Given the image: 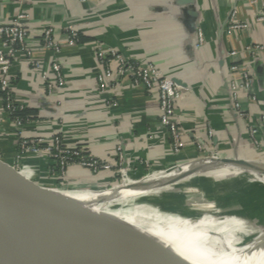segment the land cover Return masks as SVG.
<instances>
[{
    "label": "crops",
    "instance_id": "1",
    "mask_svg": "<svg viewBox=\"0 0 264 264\" xmlns=\"http://www.w3.org/2000/svg\"><path fill=\"white\" fill-rule=\"evenodd\" d=\"M234 8L250 28L227 35ZM22 12L30 16L28 25L32 30L52 26L63 37V28L74 26L84 39L77 46L62 40L64 49L59 61L66 87L53 96L46 94V82L33 71L28 57L20 55L12 70L19 101L38 112V118L23 128L26 137L59 135L65 145L83 146L94 158L112 165V170L98 174L73 168V188H113L124 180L140 182L204 159L238 158L264 164L263 60L252 62L244 56L240 62L242 68L248 64L253 74L252 90L241 93L242 109L248 117L240 119L229 103L231 80L240 74L231 71L234 62L226 58V53L242 51L254 42L264 44V24L254 23L255 11L247 2L193 0V4L185 5L178 0H0V24L12 22ZM200 29L205 37L202 46ZM34 44V61L54 80L52 53L43 50L38 42ZM100 44L141 63H154L166 76L184 84L186 89L176 108L184 132L180 152L173 150L160 123L157 91L136 88L130 80L112 90H100L96 61ZM113 102L118 105L113 106ZM250 128L257 129L254 138ZM0 145L3 161L13 165L19 146L15 127L9 121L0 131ZM121 155L128 168L119 175ZM23 164L24 170L37 173L39 181L48 180L52 166L48 159L29 154ZM233 167V174L225 177L220 174L224 170L212 169L197 174L192 183L178 185H198L205 197L213 199L212 205L216 201L247 202L254 193L263 191L264 181L256 172ZM158 195L166 198H160L164 202L188 199L181 194L152 192L141 195L145 200L142 205L149 206Z\"/></svg>",
    "mask_w": 264,
    "mask_h": 264
},
{
    "label": "built area",
    "instance_id": "2",
    "mask_svg": "<svg viewBox=\"0 0 264 264\" xmlns=\"http://www.w3.org/2000/svg\"><path fill=\"white\" fill-rule=\"evenodd\" d=\"M85 1V0H83ZM247 2L254 9V23L264 24V0H242ZM30 16L27 13H19L12 22L0 24V131L9 121L15 127L18 136L19 150L12 165L18 172L24 171L23 161L29 154L43 157L55 164L51 166L50 172L53 177L66 178L73 168H81L91 173L112 170V165L104 163L94 158L85 149L80 147H69L62 141V137H26L24 126L33 121L16 116L17 112L25 110L27 107L22 104L17 96L12 70L15 61L20 55H24L31 60L33 71L39 74L46 82V94L53 96L59 89L66 87V79L63 74V66L59 61L63 53L64 41L71 46L81 43V31L68 26L63 28V37L57 35V28L46 27L40 30H32L28 23ZM250 23L239 19L237 9L234 8L230 14L227 35L248 30ZM38 42L43 50L49 51L53 55L51 71L55 79L51 80L46 72H43L39 63L34 61V43ZM205 43L204 33L199 31V45ZM248 56L252 62L264 61V44L254 42L246 45L242 51L231 50L226 53V58L234 62L230 67L231 71L238 72L239 78L232 79L229 86V103L232 111L240 119H245L248 114L243 111L241 105V93L250 92L253 87V74L248 64L242 68L240 62ZM96 61L99 68L98 84L101 91L106 92L117 85H121L124 80H130L136 88H142L147 92L157 91L160 106V123L172 143L173 150L178 153L183 147L184 132L181 127L180 118L176 108L183 98L185 87L177 83L173 78L166 76L154 63H141L120 51L106 47L102 44L96 48ZM117 106V102H113ZM250 135L254 138L257 129L250 128ZM0 160H3V152L0 145ZM124 157L120 156V167L117 174H123L128 167ZM57 169V171H56ZM116 170V169H115ZM151 172V168L147 166ZM132 182L124 180L121 185ZM58 191H81L94 190L84 188H71L70 186L53 187Z\"/></svg>",
    "mask_w": 264,
    "mask_h": 264
},
{
    "label": "bare ground",
    "instance_id": "3",
    "mask_svg": "<svg viewBox=\"0 0 264 264\" xmlns=\"http://www.w3.org/2000/svg\"><path fill=\"white\" fill-rule=\"evenodd\" d=\"M212 169L224 170L220 174L225 177L233 174L234 167L204 159L111 190L44 191V195L78 214H81L82 207L96 214L101 210L110 212L108 217L81 215L159 264L197 261L207 264H264V248L257 251L253 245L249 251L237 248L254 235L264 234V209H261L264 203L227 211L222 205L205 203L204 192L196 184L178 185L181 182L192 183L197 174ZM254 172L264 181V164L255 163ZM152 192L185 195L188 205L176 215L161 213L162 210L152 206L128 205L139 196ZM116 205L120 208L113 209Z\"/></svg>",
    "mask_w": 264,
    "mask_h": 264
},
{
    "label": "water",
    "instance_id": "4",
    "mask_svg": "<svg viewBox=\"0 0 264 264\" xmlns=\"http://www.w3.org/2000/svg\"><path fill=\"white\" fill-rule=\"evenodd\" d=\"M178 1L193 4V0ZM213 161L251 171L258 163L238 158ZM44 191L64 192L30 181L0 160V264H159L84 217L107 214L82 207V216L46 197ZM252 245L255 251L264 248V234L254 235L237 248L249 251Z\"/></svg>",
    "mask_w": 264,
    "mask_h": 264
},
{
    "label": "rangeland",
    "instance_id": "5",
    "mask_svg": "<svg viewBox=\"0 0 264 264\" xmlns=\"http://www.w3.org/2000/svg\"><path fill=\"white\" fill-rule=\"evenodd\" d=\"M50 161V160H49ZM50 163H51V165H53V162H51L50 161ZM172 170V169H171ZM170 171V170H169ZM168 172V171H167ZM36 173V172H35ZM50 173V176L49 177H51V178H59V177H53L52 176V173L51 172H49ZM89 173H91V172H89ZM161 173H164V172H161ZM21 174H23V173H21ZM92 174H95V173H92ZM98 174V173H97ZM255 179V178H254ZM253 179V180H254ZM64 181L67 183V185L68 186H71V185H69V184H73L74 185V183H69V182H71V178H70V175H68V176H66V178H64ZM136 182V179L134 180V183ZM66 185V186H67ZM121 185H119V186H115V187H113V188H116V187H120ZM198 186V185H197ZM71 188H73V186H71ZM110 188H101V189H96L97 191H106V190H109ZM201 189V188H200ZM202 191H203V189H202ZM255 195H252V198H250V199H247V202H243V201H236V202H234L235 204H233V201H231V202H218V201H216L215 202V204H213V205H222V206H224V208L228 211H236V210H239V209H244V208H247V207H249V206H254V205H260V204H263L264 203V189H263V191H261V192H259V191H257L256 193H254ZM260 195H263L262 196V198L260 197ZM253 196H255V197H253ZM143 198L144 197H138V198H136V199H134V200H132L130 203H128V205L129 206H134V205H142V201H145V200H143ZM157 200H154V201H152L151 200V204H153V206H152V208H154V209H156V210H162V211H160L161 213H166V214H173V215H176V214H179L180 213V211H179V213H175V212H173L174 210L175 211H177V210H181V211H183L184 209H185V207H187L186 205H188V199H183L182 201H179V202H175V203H172V202H164V201H161V199L160 198H164V197H161V196H159L158 195V197H155ZM164 199H166V198H164ZM203 200H204V202L205 203H212L213 202V199H210V198H208V197H205V196H203ZM148 201V200H147ZM157 201V202H156ZM150 204V205H151ZM161 206H160V205ZM233 204V205H232ZM127 205V206H128ZM148 206V207H151V206ZM124 206V205H123ZM163 206V207H162ZM168 206V207H167ZM115 207V208H114ZM113 207V209H116V208H120V206L119 205H116V206H114ZM109 213L110 212H108V211H106V210H101L100 211V214H107V215H109ZM182 264H207V263H205V262H203V261H197V262H189V263H182Z\"/></svg>",
    "mask_w": 264,
    "mask_h": 264
},
{
    "label": "trees",
    "instance_id": "6",
    "mask_svg": "<svg viewBox=\"0 0 264 264\" xmlns=\"http://www.w3.org/2000/svg\"><path fill=\"white\" fill-rule=\"evenodd\" d=\"M84 41L83 37L81 36V43ZM16 116L23 118V119H31V120H36L38 118V112L34 109H29L26 108L23 111L17 112ZM59 136V135H56ZM61 137V136H60ZM63 141V139H62ZM64 143V142H63ZM86 150L85 147H80ZM87 151V150H86ZM53 167H56L55 164L53 163ZM57 171V169H56ZM24 172H26L27 174H22L26 179L30 180V181H34L39 183L42 186L45 187H61V186H65L67 185V183L64 181V179L62 178H51L49 177L48 180L46 182L43 181H39L37 179V173H30L29 171L24 170ZM72 183V182H69ZM71 186H73V184H71Z\"/></svg>",
    "mask_w": 264,
    "mask_h": 264
}]
</instances>
